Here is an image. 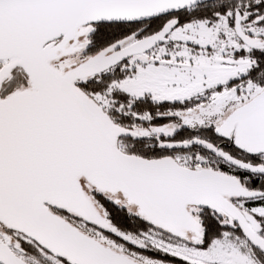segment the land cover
<instances>
[{
	"label": "snow or ice",
	"instance_id": "6c2138e0",
	"mask_svg": "<svg viewBox=\"0 0 264 264\" xmlns=\"http://www.w3.org/2000/svg\"><path fill=\"white\" fill-rule=\"evenodd\" d=\"M0 264H264V0H0Z\"/></svg>",
	"mask_w": 264,
	"mask_h": 264
}]
</instances>
